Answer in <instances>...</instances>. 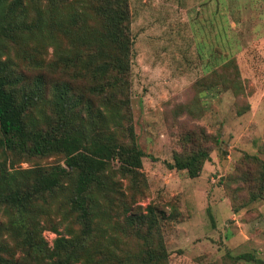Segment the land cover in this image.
<instances>
[{"label":"rangeland","instance_id":"rangeland-1","mask_svg":"<svg viewBox=\"0 0 264 264\" xmlns=\"http://www.w3.org/2000/svg\"><path fill=\"white\" fill-rule=\"evenodd\" d=\"M128 10V95L143 157L139 182L114 177L120 191L108 197L109 220L103 221L123 227L125 217H147L151 207L157 224L148 230L135 223L138 233H119L112 264H140V253L152 256L149 264H264V0H128ZM41 52L46 62L53 60L48 42ZM8 54L20 71L16 49ZM214 72L229 84L214 81L211 89H200L197 83ZM199 149L209 159L197 177L172 167L175 153ZM53 218L57 225L59 215ZM70 226L74 234L65 224L57 233L44 230L48 247L58 234L79 235V227Z\"/></svg>","mask_w":264,"mask_h":264},{"label":"trees","instance_id":"trees-1","mask_svg":"<svg viewBox=\"0 0 264 264\" xmlns=\"http://www.w3.org/2000/svg\"><path fill=\"white\" fill-rule=\"evenodd\" d=\"M36 1L0 0V264H112L119 233H138L135 223L148 230L157 224L151 207L147 217H125L123 227L103 221L108 197L120 191L114 177L139 182L143 157L128 95V0ZM45 42L53 47L51 62L42 58ZM210 76L197 83L200 89L229 84L221 73ZM51 157L57 161L38 163ZM208 159L205 149L175 153L172 167L195 178ZM28 161L35 164L16 166ZM121 205L131 211L126 201ZM53 214L68 234L71 223L79 227V235L58 234L48 247L42 232H58ZM140 256V264L152 259Z\"/></svg>","mask_w":264,"mask_h":264}]
</instances>
